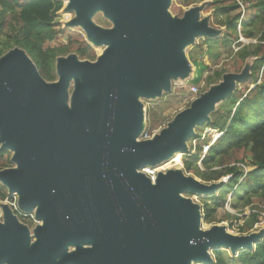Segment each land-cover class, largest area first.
<instances>
[{"label": "water", "instance_id": "water-1", "mask_svg": "<svg viewBox=\"0 0 264 264\" xmlns=\"http://www.w3.org/2000/svg\"><path fill=\"white\" fill-rule=\"evenodd\" d=\"M68 1L77 14L69 26L83 27L95 47H108L95 61L59 58V82L48 84L23 50L0 59V150L15 151L17 166L1 170L0 183L42 223L31 246L27 227L1 205L0 264H215L210 249L254 252L264 231L245 237L216 225L204 231L202 205L182 197L215 196L225 182L207 185L180 170L153 182L141 171L186 152L196 127L211 123L217 105L249 76L248 68L225 74L167 129L141 139L138 98L169 92L171 80L190 72L183 49L196 37L219 35L207 19L199 21L205 4L174 26L164 15L169 0ZM99 9L113 29L92 21ZM80 244L93 248L66 255L69 245Z\"/></svg>", "mask_w": 264, "mask_h": 264}, {"label": "trees", "instance_id": "trees-1", "mask_svg": "<svg viewBox=\"0 0 264 264\" xmlns=\"http://www.w3.org/2000/svg\"><path fill=\"white\" fill-rule=\"evenodd\" d=\"M184 1L193 3V0ZM201 1L205 4L201 14L210 12L216 28L221 31L220 36L204 38V44L217 51L220 47L230 49L234 42L240 40L239 25L243 29L240 33L243 38L256 39L258 43L241 45L234 54L237 72L248 67L249 76L210 115V128L222 136L210 147L202 161L201 147H197L196 154H189L184 162V171L206 183L228 177V182L217 195L202 201L204 222H218L219 211L233 193L232 206L240 212L247 208L251 211L240 227L241 233H249L264 223V218L260 216L264 213V0ZM64 7L63 0H0V59L10 50L20 48L36 65L43 79L50 82L57 77L56 63L59 58L75 54L81 60L95 61L102 51L83 32L72 31L57 23ZM242 7L253 12L252 16L245 19ZM62 36L69 39L67 44L50 46ZM223 73H216V79H220ZM201 78L202 73L193 80V84H199ZM216 79L211 76L207 82L214 85ZM248 157L253 169L245 174L238 164H243ZM13 166L9 152L0 150V171ZM7 197L8 190L0 183V200ZM225 217L230 215L226 213ZM214 255L215 264H228L221 251H216ZM234 259L241 264H264V240L254 252L242 251Z\"/></svg>", "mask_w": 264, "mask_h": 264}, {"label": "rangeland", "instance_id": "rangeland-1", "mask_svg": "<svg viewBox=\"0 0 264 264\" xmlns=\"http://www.w3.org/2000/svg\"><path fill=\"white\" fill-rule=\"evenodd\" d=\"M64 4H65L64 10L62 11L61 16L57 18V23L62 24L64 28H70L72 31H75V32L79 31V33L81 34L83 32L86 35V32L84 31L83 27L69 26L71 22L73 21L75 22L77 20V14H76V11L68 9L70 6V1L66 0L64 1ZM203 5H204V2H202L201 0H193L192 4H188L184 0H169L167 3V6L164 9V15L166 16L168 22L175 26L178 21H181L184 19L186 13H188L190 10L196 7L203 6ZM244 12H245V19H247L249 16H252V13H253L251 11H248L247 9L245 10L243 9V17H244ZM91 19L97 26L103 29H113L114 28L113 21L111 20V18L106 17L103 10L99 9L95 11ZM205 19H207L208 26L210 28L215 29V31H219L216 28V24L213 21L212 15L210 12L205 11L202 14L200 13L199 21L202 22ZM242 30H243L242 28L238 27V34L240 35V40L234 42L232 46L230 47V49H224V47H220V51L214 50L212 47L204 44L203 42L204 38L202 37H196L192 44L186 46L183 49L182 53L190 67L189 75L185 79L171 80L170 91L169 92L163 91L161 93V96L158 97L157 99H147V98H141V97L138 98L139 102L143 106V117H144V126H145L143 134L146 133L150 135H157L161 133L163 130L167 129L170 124L173 123L174 119L176 118L178 114L190 108L193 101L197 99L201 94L208 92L212 86L219 85L220 83H222V79L225 74H239V73L241 74L246 69L245 68L242 72L241 71L237 72L238 70L237 64H236L237 61H236V57L234 56V54L239 50V47L241 45L246 46L250 44H257L258 40L256 39L247 40L243 38L240 34ZM218 34H219L218 36H220L221 31H219ZM214 37H217V35ZM1 41L2 40H0V44H1ZM68 42H69V39L67 37L62 36V37H59L58 41L51 43L50 46L58 47L61 45H65ZM99 49L103 52L106 49H108V47L106 46V47H102ZM229 54H232V55H229ZM81 61H86V60H81ZM201 68H204V69H201ZM200 70L202 71L200 72ZM201 73H202V78H201L200 83L197 85H194L193 80ZM216 73H223V76L220 79H216L217 78L215 75ZM211 76L213 80L214 79L217 80V82L215 81L214 85H209L207 82V78ZM45 81L48 84L57 83L59 82V76L56 77L55 81H52V82L47 81V80ZM75 85H76L75 81L71 80L66 89V94L68 96V99L65 105L69 110L72 109L71 101H72V96L75 92V87H76ZM238 86L239 85H237V88H239ZM192 87H195L197 89L196 94L191 91ZM88 100L89 102H91V98H89V96H88ZM223 102L217 105L215 111L220 107V105ZM210 129H212L210 128V123H204L203 125L196 127V129L194 130L195 135L192 136L187 142V151L184 153L174 154L170 159H168V161L164 162V163H169V164L170 162L171 163L176 162L175 167L170 168L166 172H160V173L167 174L169 171L180 170V171H183L185 175H191V174H187L184 171V162L187 159V156L189 154H196L197 147L202 148V152L200 154L202 157L204 155L203 154L204 146H207L209 143L210 144L212 143V145L215 143L213 142V136L216 137L218 135H216L215 133L212 136L210 131H213V129L212 130ZM15 153H16L15 151L9 150V156L13 157ZM180 161H181V166H179ZM243 164H238V166H240L243 169L245 174H246L245 170L249 172L253 169L250 157L246 158ZM182 165H183V168H182ZM14 168H17L16 164ZM191 176H194V175H191ZM197 179L200 180L199 178ZM227 179L228 177L222 178L218 182H226ZM218 182H212V183L204 182V183L208 185V184H213V183H218ZM230 196L231 194L228 196L226 203L223 205V209L220 210L218 213L219 221L213 224H207L204 222V219H203L202 224H201V229L205 231V230L210 229L212 226L216 225L219 227H224L227 233L232 234L233 236H236V237H245V236H249L253 234H258L261 231H264V223H263V225L255 227L249 233L240 232V227L243 226L245 222L244 218L248 217L251 211L249 210V208L245 209L243 212H240L239 210L235 209L232 206V202L230 201ZM182 197L189 199L193 201L194 203L199 202L201 205H202V201L208 199V197L206 196L199 198L196 194H192L189 192L183 193ZM12 202L14 203L15 200L13 199ZM228 202L230 203L228 204ZM6 206H8V208L11 211V214L19 221V224L27 227L30 233V245L33 246L37 239L36 234H35L36 230L41 226L42 223L40 222L39 224H35L34 222L30 220L21 219L16 214V211L14 208L10 207L9 205H6ZM262 208H264V206H262ZM202 209H203V205H202ZM226 213L230 215L229 218L225 217ZM260 216L264 218V213H261ZM0 223H4L2 212L0 214ZM92 248H93V244L69 245L66 251V255L72 254L79 250H90ZM216 251H221L223 253L224 259L226 260L228 264H241L236 259H234L235 255H232L231 254L232 252L226 248H222V249L215 248V249H210L208 251V253L214 259V261H215L214 254ZM192 264H203V263L193 262Z\"/></svg>", "mask_w": 264, "mask_h": 264}, {"label": "built area", "instance_id": "built-area-1", "mask_svg": "<svg viewBox=\"0 0 264 264\" xmlns=\"http://www.w3.org/2000/svg\"><path fill=\"white\" fill-rule=\"evenodd\" d=\"M240 28H241V25L239 26ZM191 91L193 92V93H197V89L195 88V87H192L191 88ZM211 130V129H210ZM210 133L212 134V136L216 133V135H218V136H213V142H216V140L220 137V136H222V134H220L217 130H213V131H210ZM153 136L154 135H150V134H143V136H142V140H150V139H152L153 138ZM212 146V143L210 144H208L207 146H204V149H203V156L201 157V161L204 159V157L206 156V154L208 153V151H209V149H210V147ZM176 160V159H175ZM174 160V161H175ZM174 161H172V162H174ZM170 165H172V166H170ZM175 165H176V162H174V163H171L170 162V164L169 163H163V164H161V165H159V166H156V167H146V168H144V169H142L141 171H142V173H144L148 178H150L153 182L155 181V179H156V177H157V175H158V173H160V172H166V171H168L170 168H172V167H175ZM199 165H201V162L199 163ZM179 166H181V161H180V165ZM182 168H183V165H182ZM245 172L247 173L248 171L247 170H245ZM244 180V178H242L241 179V181H243ZM227 183V180H226V182H225V184ZM15 200V202L13 203L12 202V200ZM230 201H231V196H230ZM230 202H228V204H229ZM2 204H7V205H9L10 207H12V208H14L15 209V211H16V214L18 215V217L19 218H21V219H26V220H30V221H32V222H34L35 224H39L40 222L36 219V217H35V213H27V212H24V211H22V210H20V208L18 207V203H17V196L16 195H11V196H8L7 197V199H5V200H0V214H1V205ZM202 214H203V211H202ZM203 217H204V214H203ZM235 257H237V256H235Z\"/></svg>", "mask_w": 264, "mask_h": 264}, {"label": "crops", "instance_id": "crops-1", "mask_svg": "<svg viewBox=\"0 0 264 264\" xmlns=\"http://www.w3.org/2000/svg\"><path fill=\"white\" fill-rule=\"evenodd\" d=\"M212 130V129H211Z\"/></svg>", "mask_w": 264, "mask_h": 264}, {"label": "flooded vegetation", "instance_id": "flooded-vegetation-1", "mask_svg": "<svg viewBox=\"0 0 264 264\" xmlns=\"http://www.w3.org/2000/svg\"><path fill=\"white\" fill-rule=\"evenodd\" d=\"M24 221V220H23Z\"/></svg>", "mask_w": 264, "mask_h": 264}]
</instances>
